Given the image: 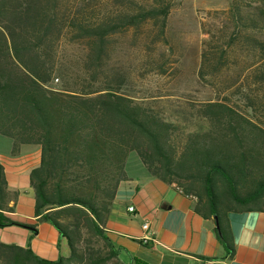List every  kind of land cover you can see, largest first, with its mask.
<instances>
[{
    "label": "trees",
    "instance_id": "1",
    "mask_svg": "<svg viewBox=\"0 0 264 264\" xmlns=\"http://www.w3.org/2000/svg\"><path fill=\"white\" fill-rule=\"evenodd\" d=\"M173 1L120 0L105 8L89 0H0V136L12 140V155L23 146L40 149L29 174L34 215L68 249L48 261L0 244V264H123L106 223L131 152L151 176L194 198L197 215L217 218L213 232L228 259V214L264 212V7L230 0L225 11L208 13L197 76L218 95L192 108L201 125L182 138L126 93L127 77L105 72L114 38L149 23L162 36ZM63 37L85 45L80 77L59 69ZM229 73L230 81L216 84ZM16 197L0 166V229L16 224L7 216Z\"/></svg>",
    "mask_w": 264,
    "mask_h": 264
},
{
    "label": "crops",
    "instance_id": "2",
    "mask_svg": "<svg viewBox=\"0 0 264 264\" xmlns=\"http://www.w3.org/2000/svg\"><path fill=\"white\" fill-rule=\"evenodd\" d=\"M11 149L12 140L0 136V166L9 190L17 193L7 214L16 224L0 229V244L29 248L48 261L67 257L55 228L34 215L29 174L39 165L40 149L23 146L17 155ZM128 156L126 180L117 187L106 223V235L121 250L123 264L131 259L138 264H264V212L228 214L234 243L228 259L213 232L214 222L195 213V199L151 176L138 156L130 162ZM130 206L133 213L127 211ZM145 223L147 230L142 229Z\"/></svg>",
    "mask_w": 264,
    "mask_h": 264
},
{
    "label": "rangeland",
    "instance_id": "3",
    "mask_svg": "<svg viewBox=\"0 0 264 264\" xmlns=\"http://www.w3.org/2000/svg\"><path fill=\"white\" fill-rule=\"evenodd\" d=\"M91 1L100 7L115 8L120 0ZM251 2L264 7V0ZM229 3L230 0H174L162 36L157 37V27L149 23L114 38L112 59L105 68L106 74L127 77L126 93L177 128L180 138L197 131L201 125L193 116L192 108L217 99L215 88L200 81L197 72L202 45L209 38L203 25L206 27L209 20L212 21L207 15L213 11H225ZM85 53L83 43H71L64 37L59 40L57 63L66 77L81 76ZM231 76V73L225 75L216 84L222 85L225 78L230 81ZM53 77L60 76L55 74ZM57 83L54 79L52 85ZM228 94L225 91L219 96L222 99ZM260 95L264 97V93ZM137 158L135 152L128 156L129 162Z\"/></svg>",
    "mask_w": 264,
    "mask_h": 264
},
{
    "label": "built area",
    "instance_id": "4",
    "mask_svg": "<svg viewBox=\"0 0 264 264\" xmlns=\"http://www.w3.org/2000/svg\"><path fill=\"white\" fill-rule=\"evenodd\" d=\"M176 187V186H175ZM176 189L179 191V192H181V190L178 188V187H176ZM127 211L129 212V213H133V211H134V209H133V207H128L127 208ZM149 228V225H148V223H145V224H143V226H142V229L143 230H147Z\"/></svg>",
    "mask_w": 264,
    "mask_h": 264
},
{
    "label": "water",
    "instance_id": "5",
    "mask_svg": "<svg viewBox=\"0 0 264 264\" xmlns=\"http://www.w3.org/2000/svg\"><path fill=\"white\" fill-rule=\"evenodd\" d=\"M214 222H215V227H216V229L218 230L219 225H218V221H217V218H216V217L214 218Z\"/></svg>",
    "mask_w": 264,
    "mask_h": 264
}]
</instances>
